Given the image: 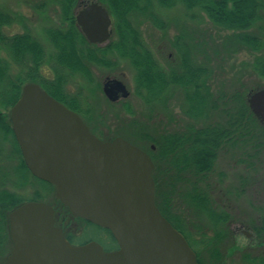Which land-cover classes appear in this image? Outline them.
I'll return each mask as SVG.
<instances>
[{
    "label": "trees",
    "instance_id": "obj_1",
    "mask_svg": "<svg viewBox=\"0 0 264 264\" xmlns=\"http://www.w3.org/2000/svg\"><path fill=\"white\" fill-rule=\"evenodd\" d=\"M98 1L111 17L112 35L104 47L93 46L90 49L75 26L74 14L79 0H40L35 5L42 14L51 10L55 18V23L43 30L52 52L47 51L26 26L22 15L0 8V264L11 248L7 214L28 201L17 192L28 186L34 187L37 185L35 182H39L42 189L36 186L33 193L35 199L32 200L42 201L41 190L46 187L54 190L51 185L29 173L12 132L9 109L18 100L22 86L28 82L36 83L55 100L75 111L73 102L67 101L73 100L65 89L68 79L79 74L91 84L90 64L114 70L120 61L128 62L133 69L134 95L150 112L166 108L172 92L179 90L184 116L194 122L204 121L201 125H187L175 132L158 130L140 133L139 137L146 146L142 149L149 154L154 165V200L161 215L184 236L194 250L198 264H204L202 251L209 264H224L223 248L226 241L233 238L228 229L232 217L220 209L210 196V180L221 153L243 155L250 165L264 152V127L251 113L246 101L249 91H256L262 86L252 87L248 91L241 87L232 94L213 91L210 58L207 56L205 61H199L197 49L186 45L182 34L173 41L179 53L178 60L163 67L145 45L139 24L148 20L165 32L167 23L156 8L171 9L181 5L193 12V18L202 14L212 25L230 32L219 44L221 51L225 50L228 54L248 50L259 54L253 59L250 71L264 79V0ZM17 24L23 29L21 33L4 32L5 28ZM213 46L217 45L210 46L214 53L218 52ZM12 66L17 68L15 74L11 73ZM45 66H49L50 76L43 73ZM85 111L92 112V108L87 106ZM77 114L86 120L78 106ZM91 131L103 139L94 127ZM219 176L222 177V174ZM53 206L59 213L57 222L64 230L75 232L73 221L101 229L73 217L57 199ZM184 207L204 220L203 226L194 225L200 245L198 250L193 247L187 231ZM251 228L254 238L262 242L264 216L258 225L253 223ZM101 230L107 232L114 243L112 248L105 250L116 249L117 244L110 232ZM244 260L256 262L255 258L247 255ZM260 263L264 264V260Z\"/></svg>",
    "mask_w": 264,
    "mask_h": 264
},
{
    "label": "water",
    "instance_id": "obj_2",
    "mask_svg": "<svg viewBox=\"0 0 264 264\" xmlns=\"http://www.w3.org/2000/svg\"><path fill=\"white\" fill-rule=\"evenodd\" d=\"M75 20L90 44L110 38L111 20L101 4L88 3ZM103 93L111 102L129 95L115 78L104 81ZM247 104L264 127V88L249 93ZM9 120L30 174L52 185L73 217L108 230L117 249L71 245L55 226L53 209L27 201L7 215L11 249L2 264H198L155 205L154 165L146 152L120 137L101 141L35 83L22 86Z\"/></svg>",
    "mask_w": 264,
    "mask_h": 264
},
{
    "label": "rangeland",
    "instance_id": "obj_3",
    "mask_svg": "<svg viewBox=\"0 0 264 264\" xmlns=\"http://www.w3.org/2000/svg\"><path fill=\"white\" fill-rule=\"evenodd\" d=\"M89 1L95 0H81L78 9ZM39 2L40 0H0V8L22 15L26 26L45 45L47 51L52 52V47L44 38L43 30L52 26L55 18L49 9L43 14L37 11L35 5ZM156 11L167 23L165 32L157 29L148 20L140 23L139 29L145 45L163 67L172 65L178 60L179 53L173 46V41L177 35L182 34L185 36L184 43L186 42V45L190 47L195 46L197 49L196 56L199 61H205L207 56L210 58L213 91L232 94L236 90L239 91L241 87L247 88V91L255 86L264 87V79L258 78L250 71L253 59L259 54L248 50H238L227 54L225 50H220L219 44L223 42V38L230 35V32L212 25L202 14L193 18V12L185 10L181 5L171 9L156 8ZM22 31L21 25L18 24L4 29L6 34ZM213 44L217 45V47L213 46L215 50H218L216 53L210 48ZM262 55L264 56V50ZM42 70L45 75L50 76L49 66L43 67ZM16 72L17 68L12 66L11 73ZM92 77L91 84L79 74L70 77L65 89L70 97L77 95L84 102V107L92 108L91 114L98 123L95 125V131L103 136V140L121 137L118 135L121 134L127 142L142 149L146 146L140 140V133L158 130L175 132L187 125L198 126L204 123L203 120L194 122L184 116L183 99L179 90L172 92L166 108L150 112L134 95L133 69L126 61H120L118 68L114 70L102 67L93 69ZM111 78H117L126 85L128 97L119 98L120 101L116 103L108 101L103 93V83ZM219 174H222V177ZM210 182L212 187L210 196L220 209L232 217L228 229L232 232L233 238L227 240L223 248L224 264H261L260 261L264 260V237L262 242L257 241L251 226L253 223L258 225L264 216V152L250 165L243 155L233 156L227 152L221 153ZM35 183L39 189H42L41 183ZM36 186H28L17 193L26 200L35 199L33 193ZM52 198L50 195L45 196L41 202L53 205L55 202L51 201ZM184 211L192 245L198 250L200 245L195 235L194 225L203 226L204 220L197 218L190 209L187 210L184 207ZM73 225L76 235L77 233L80 235L78 241L96 240L106 249L114 246L107 232L92 225L77 223V221H73ZM245 233L250 236L247 237ZM246 255L255 258L256 262L245 261ZM201 257L204 264H209L203 251Z\"/></svg>",
    "mask_w": 264,
    "mask_h": 264
},
{
    "label": "flooded vegetation",
    "instance_id": "obj_4",
    "mask_svg": "<svg viewBox=\"0 0 264 264\" xmlns=\"http://www.w3.org/2000/svg\"><path fill=\"white\" fill-rule=\"evenodd\" d=\"M91 2H99L98 0H95V1H89V2H87V3H85L84 5H82V7L80 8V9H78L79 7H80V5H81V0H79V4H78V6L76 7V9H75V14H74V19H75V16L77 15V12L78 11H80L83 7H85L88 3H91ZM111 18V17H110ZM112 21V20H111ZM75 26H76V29H77V23H76V20H75ZM78 29H79V27H78ZM79 31H80V29H79ZM112 34V33H111ZM85 39V38H84ZM85 42L87 43V46L89 47V49L91 48V47H93V46H97V47H100V48H102V47H104L105 45H99V44H90L86 39H85ZM77 45V44H76ZM89 71H90V73L92 74V70L93 69H96V68H98V66L97 65H94V64H90L89 66ZM77 75V74H76ZM124 84V83H123ZM125 87H126V85H125ZM127 89V88H126ZM73 97V100L71 101V100H68L67 99V101H69V103L70 102H73V105H74V108H75V113L77 114V106L80 108V110L84 113V115H85V117H86V120L84 121L83 120V122H84V124L88 127V129H89V132L90 133H92V131L90 130V127L89 126H92V127H94V129H95V125H98V123L94 120V117H93V115L91 114V112H86L85 111V107H84V102L82 101V100H80L79 99V97H77V95L76 96H72ZM120 101V99H118L116 102H119ZM170 101V100H169ZM116 102H114V103H116ZM40 195L44 198L45 196H48V195H50V196H52L53 198H52V200L51 201H56V199H55V192H54V190L53 191H51L49 188L47 189H44V190H41L40 191ZM51 207H52V209H53V211H54V219H55V226L57 227V228H60L61 229V231H62V234H63V236H64V238L71 244V245H74V246H81V245H85V244H88V243H90V242H96V243H98L101 247H102V249L103 250H105V247L103 246V245H101L99 242H97L96 240H91V239H89V240H85V241H78L79 240V236L80 235H78V233H77V235H76V233L75 232H73V231H70V230H68V229H63L62 228V226L57 222L58 220H57V218H58V216H59V213H57L56 211H55V209H54V206L53 205H50ZM58 223V224H57ZM76 235V236H75ZM246 235V234H245ZM113 250H115V249H112V250H106V251H113Z\"/></svg>",
    "mask_w": 264,
    "mask_h": 264
}]
</instances>
